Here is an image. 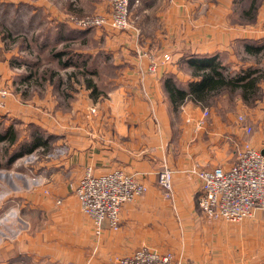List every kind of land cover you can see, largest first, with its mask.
<instances>
[{"label": "crops", "instance_id": "obj_1", "mask_svg": "<svg viewBox=\"0 0 264 264\" xmlns=\"http://www.w3.org/2000/svg\"><path fill=\"white\" fill-rule=\"evenodd\" d=\"M50 1L58 4L42 8L37 1L29 16L46 13L52 20L8 27L5 33L14 43L0 38V86L12 91L0 107V197L20 200L32 226L22 236L28 245L16 254L22 256L15 263L35 257L37 264H118L117 259L146 246L170 251L179 264H264V212L237 224L208 220L197 207L199 181L185 174L195 165L229 167L243 140L264 155V63L259 62H264V8L248 13L246 0H131L133 31H80L64 18L86 8L108 13L107 3ZM79 1L92 2L91 7L80 8ZM30 32L40 38L42 51L46 43L73 47L55 57H66L65 70L74 68L72 53L83 61L77 68L81 73L67 75L74 93L66 111L50 98L52 87L29 101L21 96L28 82L14 83L16 70L9 60L23 48L13 47L20 35ZM248 46L258 53L247 52ZM49 52L53 59L56 51ZM202 60L227 63L232 71L257 69L261 79L249 94L236 83L229 89L223 83L200 104L186 92L190 83L200 81L195 65ZM84 70L90 74L82 76ZM87 82L96 87L94 96ZM22 85L26 88L21 90ZM225 88L232 95H224ZM168 89L181 91L182 101L172 99ZM257 94L259 101L250 105ZM221 96L197 131L202 109ZM238 114L253 127L251 136H244ZM34 153L37 162L26 166ZM162 160L174 172L171 204L156 186ZM89 169L94 175L120 170L147 188L123 205L117 233L104 223L103 237H96L80 211L74 190Z\"/></svg>", "mask_w": 264, "mask_h": 264}, {"label": "built area", "instance_id": "obj_2", "mask_svg": "<svg viewBox=\"0 0 264 264\" xmlns=\"http://www.w3.org/2000/svg\"><path fill=\"white\" fill-rule=\"evenodd\" d=\"M102 1L107 3L109 13L72 22L77 30L105 29L115 32L134 30L129 17L131 0ZM167 59L168 57L165 61ZM152 70L153 66L149 71ZM20 88L22 90L26 86L22 85ZM10 94V90H1L0 99L5 102ZM4 106V103L0 102V107ZM94 112L95 109H91V113ZM202 112L201 119L195 123L197 131L201 130L210 115L208 108H203ZM237 121L244 136H251L253 127L248 124L247 117L238 114ZM36 160L37 155L34 153L25 163L31 164ZM234 160L227 168L219 166L202 169L195 165L185 171L186 175H191L199 181L197 207L201 215L208 220L221 219L230 224H237L244 219H251L256 211L264 212V155L243 140L235 150ZM162 162L163 165L156 174V186L163 199L171 204L174 200L172 178L174 172L168 168L165 160ZM78 181L74 196L81 213L89 219L91 229L98 238L104 232V223L111 232H119L120 211L123 205L135 201L147 190L142 182L120 170L105 175H94L89 169ZM117 261L119 264H179L171 253H159L146 246Z\"/></svg>", "mask_w": 264, "mask_h": 264}, {"label": "rangeland", "instance_id": "obj_3", "mask_svg": "<svg viewBox=\"0 0 264 264\" xmlns=\"http://www.w3.org/2000/svg\"><path fill=\"white\" fill-rule=\"evenodd\" d=\"M37 1L39 4L38 6L42 8L47 6L48 3L51 5L58 4L56 3L58 1L53 3L50 0H0V38H2L1 37L2 34L5 33L8 27L15 28L16 26L24 25V23L25 25L27 24L28 27H30L32 24H36L37 22L41 23V22H47L48 19L52 20V18H48L46 13L36 14L35 16H32V18L29 16V12L32 10L33 7L37 5L36 4ZM98 1L101 2L102 0H98ZM250 3L251 0H246V2L244 3V7L249 9ZM91 4L92 2L79 1V7L83 9H85V7H91ZM261 8L262 9L264 8V0H256V10L258 11ZM86 9H85V13L81 15L76 13L75 11L71 12L70 14H68V16L64 18L65 21L67 20L68 22L70 21L72 23L74 21L82 20L85 18H92L101 15L103 16L109 13V11L108 13L106 12L95 13L93 11L89 12L88 10L90 9L88 10ZM24 18H26L27 22H25ZM53 20L55 21L56 19L53 18ZM45 30L46 29L40 30V32L38 33H40L41 36H44V34H46ZM19 37L20 38H18L17 44H15L13 47L14 49L13 48L12 49L15 51L16 50L19 51L21 50V48H23V51L20 55H18L19 57L18 56L11 57L9 60V64L15 67L14 69L16 70L15 71L16 76H14L13 79L14 83H18V82L21 83L25 81L26 83L28 82L27 83L28 89L22 91L21 96L30 101L35 97L42 96L43 93L45 94V89H47V87L50 86L53 88V90H50L49 93L50 98L57 100V102L61 106H63L61 107L62 111L68 110L67 105L69 99H71L72 93L74 92L72 90L71 85H69L67 82L68 80L67 75L71 72H74L75 74L81 72L77 68H79L80 64L83 61L80 60V58L76 59L75 57L76 54L72 53L73 59L71 63L73 64L74 68L65 70L61 64L62 62L67 61L66 57H64L61 60L58 59L56 60L55 57L52 59V52L49 51H56V52L66 51L65 54H68L69 51L67 50L73 47H68V45H66L65 43H63L60 46H57L55 43L53 44L46 43L42 47L44 49L42 51L39 45L41 42L40 38H37V40H35V36L33 32L26 33L25 36L20 35ZM22 43L25 44L22 45ZM259 62L264 63L263 60ZM221 63H222V67L226 69L224 71L225 77L228 76L230 73L237 72L239 70L238 69L236 71L235 69V71H232L231 67L228 66L227 63L224 62ZM51 73H57L58 75L55 76L54 78H51ZM19 75L20 77H18ZM225 83H226L225 85L226 88L234 85L231 80H226ZM226 88L224 89L225 92H223V94L232 95L231 91L228 92L229 90H227ZM5 89L9 90L6 87L4 88L0 86V91ZM10 92L12 93L11 90ZM260 97L261 95L257 94V96L254 97L252 101H250L251 102L250 105L255 106V101L258 100ZM222 98H223L222 96L216 97V100L214 102L215 105H213L214 104L213 103L212 104L213 106L211 105L207 108L210 110V108L217 107L216 106L217 101H220ZM253 101L254 103H252ZM0 102L4 103L5 105V102L2 99H0ZM232 103L233 102L231 101L227 105ZM36 162L37 160L34 161V163ZM34 163L26 164V166L29 167ZM12 197L13 196L11 195L0 197V264H18L15 263V260L17 262L18 258H20L22 255H16V254H18L20 250L22 251L23 249H26V246L28 245L27 237L25 238L22 236L24 234L25 235L28 234V230H30L32 227L27 221L28 216L25 213V208H23L22 203L20 202V200L14 199ZM150 248L156 249L157 247H150ZM160 248L163 249L164 247H160ZM160 251L170 252L167 250H160ZM100 255L105 256L103 253H101ZM88 256H91L90 252H86V257ZM28 261L30 262H26L25 264H37L35 257H34V261L31 259V257L28 258ZM69 263H72V261L69 260Z\"/></svg>", "mask_w": 264, "mask_h": 264}, {"label": "trees", "instance_id": "obj_4", "mask_svg": "<svg viewBox=\"0 0 264 264\" xmlns=\"http://www.w3.org/2000/svg\"><path fill=\"white\" fill-rule=\"evenodd\" d=\"M248 10H249L248 13H251V12L253 13L256 11V0H251ZM1 37L3 41L6 40L12 43H14V41L16 40L15 38L11 37L9 33H4L2 34ZM246 51L254 52V54L258 53L255 47L248 46L246 48ZM65 53L66 51L55 52L53 56L61 57V56L67 55ZM58 60H61V59H58ZM67 64H69L68 61H64L62 62L61 65L64 69H66V67L68 66ZM198 64L199 65H195V68L198 71L197 76L200 78V81L190 83L188 85V90L186 94L188 95L189 98H193L195 101H197L200 104L205 103V101H207L208 98L210 97L209 93H211L214 90H217V88L220 87L223 83H225L226 80H231L233 83L238 84L243 89V92L245 93L247 92L249 94V92H252L253 89L255 88V83L261 79V74H262L257 69L249 68L246 70H238L237 72L230 73L228 76L225 77L224 71L226 69L222 67L220 63L215 64L212 61V64H211L210 61L202 60L198 62ZM85 73H89V72L87 70H84L82 71L81 75L83 76ZM54 75H58V74L54 73L53 76ZM88 83L89 82H87V84ZM88 86L91 88V95L94 96L97 93L96 87L90 85V83ZM169 88H170V85H169ZM170 89H168L167 91L169 92V95L172 97V99L175 100V99H179V97L181 96H184V94L181 91L175 90L176 94H173L172 92H170ZM172 89H174L173 86H172ZM179 100L182 101V99H179ZM172 102L174 101L172 100ZM179 103L181 102H176L175 104L177 105ZM11 132L12 130L8 128L5 133L7 136H9ZM32 143L34 145H39L40 141L38 139H34ZM15 157L16 156L9 157L8 161L9 162L13 161Z\"/></svg>", "mask_w": 264, "mask_h": 264}]
</instances>
